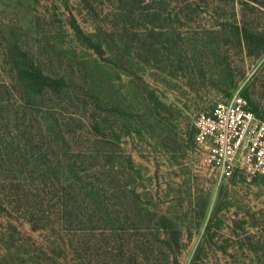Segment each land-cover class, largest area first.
Segmentation results:
<instances>
[{
  "label": "rangeland",
  "instance_id": "rangeland-1",
  "mask_svg": "<svg viewBox=\"0 0 264 264\" xmlns=\"http://www.w3.org/2000/svg\"><path fill=\"white\" fill-rule=\"evenodd\" d=\"M139 1L0 0V264H264V179L194 143L236 93L264 119V0Z\"/></svg>",
  "mask_w": 264,
  "mask_h": 264
},
{
  "label": "built area",
  "instance_id": "built-area-1",
  "mask_svg": "<svg viewBox=\"0 0 264 264\" xmlns=\"http://www.w3.org/2000/svg\"><path fill=\"white\" fill-rule=\"evenodd\" d=\"M194 143L203 165L227 179L243 171L264 179V119L240 93L200 113Z\"/></svg>",
  "mask_w": 264,
  "mask_h": 264
},
{
  "label": "trees",
  "instance_id": "trees-1",
  "mask_svg": "<svg viewBox=\"0 0 264 264\" xmlns=\"http://www.w3.org/2000/svg\"><path fill=\"white\" fill-rule=\"evenodd\" d=\"M159 1L162 4H164L166 2L168 6H170L173 3H176L177 5L179 3L180 4L182 3L188 9H192V8L197 7L199 5V3H206V2H210V1H212V3L217 2L216 0H201V1L200 0H166V1L165 0H159ZM250 1L253 3H258L257 0H247L246 5L249 4ZM118 2H119V0H118ZM145 2H146V0H140L139 1L140 4H144ZM119 11H120L119 14L115 15L119 18L124 17L125 14L128 12L127 8H121ZM156 15L157 14H153V17H155ZM235 24L236 25H235L234 31L236 32V35H238L242 38V40L245 44V47L247 49L248 55L249 56L256 55L257 57L264 56V33L259 32L255 28L253 29V28L247 27L248 24L245 21H243V26L238 25V23H235ZM75 30H76L77 35H79L80 37H84L86 40H88V38H86V36H84L81 29L76 25H75ZM93 48L99 52L102 51V48L99 45H93ZM23 76L26 79L32 80L31 82L34 86H40L41 82L43 81L42 76L39 73H37L36 71L31 72L30 70H25L23 72ZM63 85H64L63 80H53L51 86L63 87Z\"/></svg>",
  "mask_w": 264,
  "mask_h": 264
}]
</instances>
